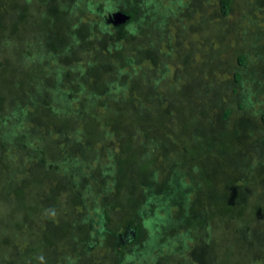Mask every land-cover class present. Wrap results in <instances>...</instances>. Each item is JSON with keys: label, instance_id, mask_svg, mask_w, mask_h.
<instances>
[{"label": "rangeland", "instance_id": "obj_1", "mask_svg": "<svg viewBox=\"0 0 264 264\" xmlns=\"http://www.w3.org/2000/svg\"><path fill=\"white\" fill-rule=\"evenodd\" d=\"M101 1L105 3L107 0ZM109 1L118 4L117 0ZM123 1L125 5L128 2L126 9L143 11L145 2L149 5L158 3L163 10L156 15V21L151 20L147 31L152 39L149 42L151 52L143 51L140 54L143 61L138 63L137 68L141 76L131 78L132 89L121 92L115 89L112 92L115 99H106L101 94L102 79L94 80V73H90L86 66L91 59L89 48L86 54H71L69 60L58 58L57 62H52L46 59L52 64L49 69L46 68L49 73H54L59 67L63 71L59 76L46 79L49 88H46L38 106L35 109L30 107L33 115L26 122L19 123L14 130L25 132L34 128L36 137L26 141L27 157H43L44 150H47V159L59 165L71 163L74 180L83 178L86 184L96 188L95 194L101 193L100 196L106 197L93 198L94 202L92 198L83 199L79 191L67 188L64 183L61 185L62 192L55 194L48 177L36 170L35 165H30L28 173L19 175V179L27 181L26 190L7 189L12 185L8 179L9 173H14L16 167L12 157L7 155L12 153L7 147L5 155L0 157V162L4 163L0 165V177L9 182L5 184L7 188L0 183V193L9 194L7 202L3 204L4 199L0 198V244L11 235L17 236L14 245L4 243L3 246H7L5 250H8V254H13L14 249L20 253L34 252L37 255L35 264L52 263V260H57L54 258L57 254L61 253L59 259L68 252L73 254L71 264H119L117 242L104 231L102 246L98 250L92 246L87 252H81V258L77 250L81 251L86 243L95 241L91 229H100L105 221L109 229L122 232L125 215L135 205L125 200L127 193L135 191L138 185L147 184L157 191L153 192L155 204H152V211L149 203L145 205V210L154 216L152 222L155 224L148 225L145 231L161 226L162 231L164 227L170 234L187 232L184 240L186 250L182 256L184 264H206L200 259H204L209 250V239L213 245L210 257L215 264L225 263L228 257L229 260L236 257L238 264H247L239 259L244 255L243 246L249 237L247 231L243 230L246 219L253 218L248 223L249 232L261 237L251 240L250 244L255 245V241L259 244V239L264 241V0H234L227 15L221 13L219 0ZM23 5L25 0H0L2 23L13 29L16 27L20 35L11 40V35H6V29H0V70L9 67L10 61L11 67L19 63V57L14 59L10 55L12 44L18 38L22 42L43 38L45 27L54 32L64 30L55 20L54 12L51 13L53 20L49 17L43 26L46 18L42 16L47 11L34 4L30 5L28 12H23L25 19L19 20V15L15 14L20 11L18 7ZM81 18L85 23L98 19L94 14H81ZM106 20L114 25L126 22H117L114 17L108 16ZM7 42L11 44L8 46ZM24 49L26 51L27 45ZM15 75L25 81L22 74L11 73L0 82L11 84ZM141 77L145 78L144 82ZM10 84L6 86L5 93H18L19 88L15 89ZM54 84L66 94V101L74 113L84 111L81 103L84 98L78 90L82 85L95 91L94 99H98L99 111L111 106L118 117L115 119L112 115L104 123L98 114L93 121L90 118L77 120L57 116V106L52 101L50 91ZM13 96L18 98L16 94ZM133 120L136 122L134 126ZM34 137H42L40 139L44 143L43 140H34ZM1 143L0 138V146ZM37 148L38 152L34 151ZM145 149L148 152L146 156H135ZM113 154L119 159L116 160L118 163L125 165V174L130 172L134 176L128 179L129 182L121 183L120 192L106 195L103 191L108 186L103 180H98L95 173L108 169ZM148 164L151 169L157 168L159 180H154L151 175L147 178L145 172L133 171L134 167ZM51 166L55 167L54 164ZM45 172L50 176L55 173L52 168ZM195 179L201 180L200 188L197 183L194 184ZM21 183L23 185V181ZM176 186L187 191L185 200L179 199L182 192L175 190ZM68 196L70 200L77 199L72 208L74 213L66 205ZM108 197L117 205L109 207L106 203ZM49 202H53L51 207L47 205ZM70 211L76 218L93 216L94 219H89L93 226L90 228L88 222L74 221L76 218L67 214ZM104 211H107L109 219L103 216ZM203 215L206 216L204 219ZM36 217L39 218L37 224ZM164 218L165 226L162 223ZM68 227L73 228L70 230ZM260 227L263 229L260 230ZM31 233L33 238L29 239L27 234L30 236ZM154 233L159 234L157 230ZM145 240L146 234L141 236L136 246L130 247L131 258L144 247ZM162 250L160 247L151 251L150 255L156 256L158 253L156 259L149 257L145 260L136 256L128 261L122 259V262L162 264L165 260V256H160L165 254ZM202 250H205L204 255ZM259 255L261 251L255 252L253 261L264 264V257ZM169 258L168 264H178L173 256ZM58 262L65 264L67 261ZM229 263L234 264V261Z\"/></svg>", "mask_w": 264, "mask_h": 264}, {"label": "trees", "instance_id": "obj_2", "mask_svg": "<svg viewBox=\"0 0 264 264\" xmlns=\"http://www.w3.org/2000/svg\"><path fill=\"white\" fill-rule=\"evenodd\" d=\"M144 2V1H143ZM150 2L156 3L155 0H151ZM234 0H219L220 4V10L223 15H227L230 9L233 7ZM118 4H114L112 1L107 0L105 3H103L101 0H92V1H86V0H25V5H23L15 15H19V20L25 19V16L23 14L24 11L30 10V5L34 4L36 6H42L47 13L43 14V18H46L43 22V26H45L47 23V19L49 17L51 18V13L56 15V21L61 25V27H64V30H61L59 32H54L52 30H49V28L45 27V33L44 37L42 38H35V39H27L26 42H22L19 40V38L14 41V44H12V47L10 49L11 53L10 55L15 59L16 57H19V63L15 65L14 67L10 66V63L12 61H8L9 67H5L4 69L0 70V80L5 78L6 75L11 73H18L22 74L25 81H21L18 76L15 75L14 82L10 83H4L0 82V138L2 139L3 143L0 146V157L5 155V151L7 147L9 148V151L14 153V156L12 153L7 154L12 157L13 163H16L15 172L12 173L10 171V175L8 176L9 181L12 184L10 188H7L6 185L9 183L2 177H0V183L2 185L6 184L5 187L7 189H18V190H26V180L19 179V175L28 173V170L31 169L30 165H35L36 170L41 171L44 176L48 177L47 180L50 181V187L53 192L60 193L62 192L61 185L64 183L67 188H74L73 191H79L81 194V197L83 199L86 198H92V201L94 202L93 198H97L101 195V193L95 194V187L92 185H88L84 182V179L78 178L77 181L74 180V176L72 174L73 166L70 163V165L67 162L61 163V165L53 163L51 160L47 159V150H44V156L36 159H31L26 155V148H27V142L26 141H32V137L34 135V128L31 130H26L25 132H19L14 131L17 128V125L19 126V123L26 122L32 115L33 111L30 110V107L32 106L33 109H35L38 104L40 103V100H42L43 96L45 95L46 88H49L48 84L46 83V79L49 76L53 75H60L61 69L60 67L54 71V73H49V66L52 64L48 62L46 59L57 62V59L60 58H71V54L76 55L79 52H84L86 54V50L91 53V59L86 62V66L89 68L90 73H94L92 76L94 80L97 78H101V88L102 92L101 94L106 97L111 98L114 100L115 98L112 95L113 90L120 91L121 90H130L132 87H130V80L133 76H141V73L139 71V68H137L138 63L141 61L140 54L144 51L146 53L151 52V43L152 39L148 37L147 31L151 23V20L154 19L156 21V18L158 14H160L163 10L159 6V4H151L145 3L142 5L144 6L143 11H139L136 8H130L126 9L128 7V2L124 3L123 0H117ZM122 4V5H119ZM120 6H123L120 8ZM123 13L128 17L126 22L124 24L120 25H114L110 24L109 21L107 22L106 17H113L115 13ZM81 14H91L96 15L98 19L90 23H85L83 19L81 18ZM53 19L51 18V21ZM4 22V21H3ZM7 24L2 23V19L0 18V29L5 30L6 29V35L10 36L9 39L16 38L15 36H20L18 33V29L15 27L10 28L7 27ZM7 27V28H6ZM86 30L84 32H80L83 29ZM147 29V30H146ZM95 30V32H92ZM81 33V35L78 34ZM100 33V34H99ZM143 34V35H142ZM142 35V36H141ZM138 38V41L136 39ZM145 39V40H143ZM83 41V42H82ZM27 49L25 51L24 48ZM8 46L11 44V42H7ZM79 44V45H78ZM98 44V45H97ZM148 44V45H146ZM80 46V47H79ZM84 46V47H83ZM90 46V47H88ZM115 46L113 49L111 47ZM22 48V49H21ZM95 50L101 52L102 54L99 55V52H95ZM71 51V52H69ZM96 56V57H93ZM240 61L243 62V59L240 58ZM47 68V69H46ZM45 73H48V75H44ZM143 76V75H142ZM239 78V76H237ZM142 78V82H144V77ZM147 81V80H146ZM10 86L19 88L18 93L15 92H9L5 93L6 86ZM52 101L56 104L57 108V116L62 117H74L77 120H86L85 118H90V120L94 119V117H97L98 115L102 116L101 119H104V123L108 122L112 115L115 119L118 117L115 114L114 109L110 106L109 109L103 108V110L99 111L98 107V99H94L96 96L95 91L88 90L87 86L80 87L79 92L80 96L84 98L81 100V103H83L84 111L83 113L76 114L73 111L70 110V104L66 101V94L59 88L57 85H52ZM51 89V88H50ZM115 90V91H116ZM34 92V94H33ZM18 95V98L13 95ZM106 103H104L105 105ZM106 106V105H105ZM64 107V108H62ZM9 108V109H8ZM69 108V109H68ZM99 111V112H98ZM107 113H105V112ZM62 113V114H61ZM98 114V115H96ZM96 115V116H95ZM87 116V117H85ZM262 119L264 122V113L262 115ZM96 121V120H95ZM92 124V122H89ZM135 121L133 120L132 124L135 125ZM109 124V123H108ZM96 126V123H95ZM97 129V126H96ZM37 131V130H36ZM163 131V130H162ZM4 132L6 134H4ZM16 134V135H15ZM108 136V135H107ZM34 137V140H39L42 142L40 138L36 139ZM21 139V143H20ZM89 142V140H87ZM20 143V144H19ZM44 143V140H43ZM23 145L25 148H23ZM45 145V144H44ZM89 145V144H88ZM13 146V147H12ZM30 146V145H29ZM127 146V145H126ZM15 148V149H14ZM123 148V147H121ZM46 149V148H45ZM38 148L34 149V151L38 152ZM70 152L71 149H69ZM135 150V149H134ZM4 151V152H3ZM76 151V150H75ZM16 152V153H15ZM56 151H54L55 153ZM26 153V154H25ZM147 150H142L141 153L136 154L135 156L138 157L139 155L141 157H144L147 155ZM6 155V156H7ZM21 155V156H17ZM5 156V157H6ZM112 162L109 164L108 169H105L103 172L97 171L96 177L99 178L98 180H103L105 184L108 186V189L103 191L106 195L120 192L121 189V183L128 181L129 178H133L132 173L125 174L124 166H122V163H118L116 160V154H113L112 156ZM149 159V158H148ZM10 161V160H9ZM22 163H20V162ZM68 161V160H67ZM149 163L150 160H149ZM52 164L55 165V167L51 166ZM82 165H87L86 163H81ZM0 165H4L3 162H0ZM72 166V167H70ZM1 168V167H0ZM9 168V167H8ZM51 168L54 170L55 173L54 176H50L47 174L48 169L51 170ZM81 169V168H80ZM135 172L140 173L145 172L147 174V178L149 175L151 177H154V180H159L157 178L158 170L157 168H152L150 164L148 165H142L139 168L134 167ZM156 169V170H155ZM1 170V169H0ZM156 171V175L155 172ZM1 172V171H0ZM71 175H70V174ZM69 174V175H68ZM2 174H0L1 176ZM98 175V176H97ZM67 179L65 180L64 178ZM136 178H134L135 180ZM197 180L195 183L198 184V188L202 186L200 179ZM23 181V185L22 182ZM129 182V181H128ZM132 182H134L132 180ZM18 184V185H17ZM3 185V186H4ZM187 186V185H186ZM185 186V188H187ZM61 187V190H60ZM139 187V190L137 191ZM170 188V187H169ZM137 189L135 191H131L127 193L128 198H125V200H129L131 202H134V207L132 210L128 213H126L124 218V225H123V231L120 232L121 235L126 231L129 233V240L125 243H122L120 240L119 232H116L117 230H111L108 228V224L105 221L100 229L93 230L91 229V236L95 238V241L88 242L84 246V249L79 251L77 250L78 257L81 258V252L85 253L87 252L89 248L94 246L97 250L100 246H102V239H103V231L106 234H109L112 236L113 239L117 242L118 249L116 251V254H118V260L119 264H124L122 262V259L131 260L135 258L136 256L140 257L139 259H145L147 260L149 257L152 259H156L158 256V253H156V256L150 255L151 251L156 250L160 247L163 248L162 253L164 252V247L166 248L165 251H168L165 254H161V257L165 256V260L162 264H168L167 262L170 261L169 257H174L173 259L177 261L178 264H184L185 260L182 259V256H184L183 252L186 250V246L184 245V240L187 237V232L180 233L179 235H175V233H168L165 231V228L163 227V231L161 230V226L158 228L155 227L154 230H157L159 232L158 236L154 233V230H148L145 231L148 225H151L153 221L154 216H152L149 212L145 210V205L150 204V211H152V204H155V195L153 192L156 193V191H153L151 187L147 184H141L137 186ZM11 190V191H12ZM175 190L178 192H182L179 194V199L185 200L187 198L186 190L185 192L183 189L181 190V187L176 186ZM19 192V191H18ZM151 192V193H150ZM3 193V192H2ZM100 194V195H99ZM112 194V196H113ZM16 195V194H15ZM145 195V196H144ZM56 196V195H55ZM9 197V194L4 192L3 194L0 193V198H3V202H7V199ZM103 198V196H100ZM57 199V197H55ZM66 205L70 208L69 210H73V206L75 205L74 202H76L77 199H69V196L66 198ZM89 199V200H90ZM70 200V201H69ZM154 201V202H153ZM1 203V201H0ZM106 203L110 207L111 205L114 206L117 205L116 201H112L111 197H108ZM53 202L47 203L49 207H51ZM48 207V206H47ZM67 213L68 215H72V212ZM65 213V211H63ZM74 213V212H73ZM103 216L106 219H109L107 211H104ZM157 213H154L156 215ZM209 216V215H208ZM76 218L75 216H73ZM206 216L203 215L202 218L204 219ZM66 218H70L67 217ZM38 217H36V224L38 222ZM73 219V218H72ZM89 219H94L93 216L90 217H82V218H76L74 221H83V223H89L90 228L93 226V224H90ZM253 218L246 219V223L244 224L243 228H246L248 223ZM33 222V221H32ZM163 226H165V218L164 221H162ZM202 224V221L200 222ZM155 224V223H154ZM153 224V225H154ZM70 226V225H69ZM118 226V224H116ZM249 226V225H248ZM70 230L73 227H68ZM148 229V228H147ZM188 228H186L187 230ZM260 230L263 229V227L259 228ZM69 230V231H70ZM185 230V231H186ZM245 230V229H243ZM66 231V230H65ZM150 231V232H149ZM247 231V230H246ZM146 232V233H145ZM188 232H191L190 229H188ZM24 233V234H23ZM22 234L25 236V231L22 232ZM68 234V233H67ZM146 234V240L144 242V247L138 251V253L135 254L131 258L130 254V247L136 246L137 242L140 240L141 236L144 237ZM189 234V233H188ZM248 237L247 242L244 244L242 250L244 252L243 256H240L239 259L245 260V263L247 264H255L253 261L252 255L257 252L261 251V256L264 257V241L259 239L254 242L255 245L252 243L250 244L251 240H254L256 237L253 236L251 232L247 231L246 234ZM210 234L208 237L210 238ZM27 237L29 239L33 238V235L31 233L30 236ZM175 237H177L175 239ZM160 238V239H159ZM17 236L11 235L7 237L6 239H3L2 244H0V264H35L36 263V257L34 252L30 254L27 251H24L22 253L17 252L14 247L13 254H8V250H5V247L3 246L4 243L8 242L10 244H13L17 241ZM163 239V241H161ZM162 242V244L160 243ZM154 243V244H152ZM208 247L209 250L207 251V254L205 255L204 259H200L201 261L205 262L206 264H215V261L211 259L210 253L213 248L211 239L208 241ZM257 245V247H256ZM259 245L261 247H259ZM15 246H18L17 244ZM250 247V248H248ZM256 248V249H255ZM258 248L260 250H258ZM85 250V251H84ZM70 251V250H68ZM205 250H202V254L204 255ZM216 252V251H215ZM61 253L57 254V260H52V263L49 262V264H60L58 261L60 260H66L65 264H71L73 262V254L72 252H68L67 254H63L58 259L59 255ZM126 254V255H125ZM149 254V256H148ZM65 255V256H64ZM125 255V256H124ZM140 255V256H139ZM85 256V255H83ZM124 256V257H123ZM179 256V257H176ZM217 256V255H216ZM235 256V255H234ZM260 256V255H259ZM260 256V257H261ZM53 258V259H54ZM73 258V259H72ZM159 258V257H158ZM176 258H181L180 260H177ZM200 258V257H199ZM220 259H222L220 257ZM162 260V259H161ZM172 260V259H171ZM234 261V264H238L236 262V257H233L229 260V257L227 261L223 264H230L229 262ZM188 264V263H186ZM191 264V263H190Z\"/></svg>", "mask_w": 264, "mask_h": 264}, {"label": "flooded vegetation", "instance_id": "obj_3", "mask_svg": "<svg viewBox=\"0 0 264 264\" xmlns=\"http://www.w3.org/2000/svg\"><path fill=\"white\" fill-rule=\"evenodd\" d=\"M244 229L249 232V226H246V228H244ZM119 236L121 237L120 240H121L122 243H125V242H127L129 240L128 239L129 238V233H127L126 231L123 233V235H121V233L119 232ZM248 248H250V247H248Z\"/></svg>", "mask_w": 264, "mask_h": 264}, {"label": "water", "instance_id": "obj_4", "mask_svg": "<svg viewBox=\"0 0 264 264\" xmlns=\"http://www.w3.org/2000/svg\"><path fill=\"white\" fill-rule=\"evenodd\" d=\"M113 17L115 18V20L117 22H124L125 20L128 19V17L126 15H124L123 13H119V12L118 13H115L113 15Z\"/></svg>", "mask_w": 264, "mask_h": 264}]
</instances>
